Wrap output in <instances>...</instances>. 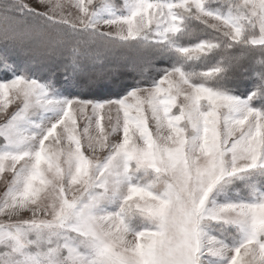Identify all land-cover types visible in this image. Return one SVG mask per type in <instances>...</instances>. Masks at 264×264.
<instances>
[{"label":"snow or ice","instance_id":"snow-or-ice-1","mask_svg":"<svg viewBox=\"0 0 264 264\" xmlns=\"http://www.w3.org/2000/svg\"><path fill=\"white\" fill-rule=\"evenodd\" d=\"M37 4L0 0V264H264V0Z\"/></svg>","mask_w":264,"mask_h":264},{"label":"trees","instance_id":"trees-1","mask_svg":"<svg viewBox=\"0 0 264 264\" xmlns=\"http://www.w3.org/2000/svg\"><path fill=\"white\" fill-rule=\"evenodd\" d=\"M196 28H202V25L194 24L193 25ZM208 34H204L203 38H207ZM198 42L196 36H193L190 38V40H186L185 43H195ZM105 50H109V52L116 54V55H122L120 56L121 60L114 63H103V66L105 68L109 66H115L116 64L124 63L125 61H129L130 59L136 57L137 53L135 50L131 49L128 46H122L119 43L115 41H109L106 42ZM100 48V49H101ZM95 51V50H94ZM65 58L70 56V53L65 52L63 54ZM40 58V59H39ZM38 60H46L47 57L43 55L37 56ZM89 63H92L91 60H88ZM101 62H104L102 60H99V63H95L97 65V69L99 70ZM63 61H59L57 65L55 66V73H56V85L59 88H62L65 91V94L72 95V96H80L82 98H93V97H99V98H106V97H115L117 95H120L123 93L124 89L127 88L130 84L133 83V76L131 73H124L120 76L119 79L107 83L102 82L101 84L97 85H88L87 83H80L78 85L73 86L70 82L65 80V74L62 67ZM157 68L162 67H170L171 64L169 61H162L157 62L155 65ZM211 66V65H209ZM199 69H204V67H200ZM36 71L37 75L39 76L41 74L40 67L37 66V68L34 69ZM44 78H47V73L43 74ZM148 78L151 80V78H159V73L153 71L151 68H149L148 71ZM136 79H139V77H136ZM247 87L245 83H241L239 85L238 91H243L244 88Z\"/></svg>","mask_w":264,"mask_h":264},{"label":"rangeland","instance_id":"rangeland-1","mask_svg":"<svg viewBox=\"0 0 264 264\" xmlns=\"http://www.w3.org/2000/svg\"><path fill=\"white\" fill-rule=\"evenodd\" d=\"M28 2L32 3V5L34 7H38L37 0H28ZM122 2H123V0H115V3L117 5H121ZM105 30H107V29H105ZM120 56H122V55H116V54L109 52V50H105L104 48H101V49H99V58L96 59L95 61H92L91 59L90 60H91V62H94V63H99V60H102V61H104L103 62L104 64L105 63L110 64V63L120 61L121 60ZM198 70H204V69L198 68ZM107 98H109V97H106V98L93 97V98H84V99H107ZM111 98H113V97H111ZM12 111H15V106L10 107L9 113H11ZM3 122H4V116L0 115V123H3ZM119 138H120L119 136L113 137V139H116V140H118ZM0 143H2V140H0ZM86 154H87V152H86ZM4 191H5V186L3 184V181H0V194H2Z\"/></svg>","mask_w":264,"mask_h":264}]
</instances>
